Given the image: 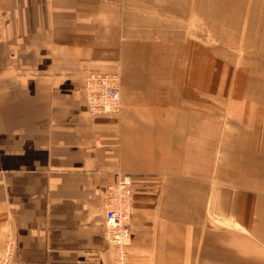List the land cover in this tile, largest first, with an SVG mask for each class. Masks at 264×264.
Returning <instances> with one entry per match:
<instances>
[{
	"label": "crops",
	"instance_id": "0c3cea01",
	"mask_svg": "<svg viewBox=\"0 0 264 264\" xmlns=\"http://www.w3.org/2000/svg\"><path fill=\"white\" fill-rule=\"evenodd\" d=\"M229 7L240 0H0L12 264H112L103 204L118 173L132 179L128 264H264V95L214 50L215 21L231 23L227 45L240 38ZM89 71L117 76V112L88 115Z\"/></svg>",
	"mask_w": 264,
	"mask_h": 264
},
{
	"label": "built area",
	"instance_id": "2783aa9c",
	"mask_svg": "<svg viewBox=\"0 0 264 264\" xmlns=\"http://www.w3.org/2000/svg\"><path fill=\"white\" fill-rule=\"evenodd\" d=\"M0 14V35L4 25ZM117 76L89 71L82 84V95L89 116L115 113L119 109ZM132 179L123 173L106 190L103 204L104 238L112 248V264H128L127 248L130 242L132 213ZM16 240L7 235L0 251V264H12Z\"/></svg>",
	"mask_w": 264,
	"mask_h": 264
},
{
	"label": "rangeland",
	"instance_id": "374dc122",
	"mask_svg": "<svg viewBox=\"0 0 264 264\" xmlns=\"http://www.w3.org/2000/svg\"><path fill=\"white\" fill-rule=\"evenodd\" d=\"M240 11V29L232 33L239 35L238 40L234 39L227 45L223 38L222 31L226 25L231 27V23L225 24L215 21L213 24L212 44L215 48L228 49L233 54L228 55L234 63L230 65L227 75H235L244 79L245 86L240 87L243 93L253 95H264V0H240V7H229V14ZM232 11V12H231ZM226 11L219 8L215 14L220 15ZM220 18V17H218ZM216 19V18H215ZM218 20V19H217ZM240 32V33H238ZM238 33V34H237ZM228 41V40H227ZM229 42V41H228Z\"/></svg>",
	"mask_w": 264,
	"mask_h": 264
}]
</instances>
